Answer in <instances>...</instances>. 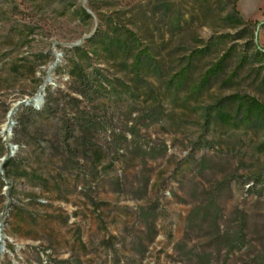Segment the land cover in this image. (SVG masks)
<instances>
[{
	"label": "rangeland",
	"instance_id": "rangeland-1",
	"mask_svg": "<svg viewBox=\"0 0 264 264\" xmlns=\"http://www.w3.org/2000/svg\"><path fill=\"white\" fill-rule=\"evenodd\" d=\"M236 5L0 0V264H184L212 194L264 226V118L232 98L264 103V0Z\"/></svg>",
	"mask_w": 264,
	"mask_h": 264
},
{
	"label": "trees",
	"instance_id": "trees-1",
	"mask_svg": "<svg viewBox=\"0 0 264 264\" xmlns=\"http://www.w3.org/2000/svg\"><path fill=\"white\" fill-rule=\"evenodd\" d=\"M233 7L230 11L232 18H236L238 22L239 13L237 10V0H232ZM128 38V36H126ZM126 40V39H125ZM132 41L138 45V39L132 36ZM137 42V43H136ZM115 46H120L117 40ZM256 47V46H255ZM257 54L264 61V50L257 47ZM150 53L145 49H141L134 58V63L137 69H140L144 64L149 63ZM221 65L218 64L206 72L203 82H206L211 76H216L221 70ZM180 76V75H179ZM82 73H77V79L82 80ZM180 77L178 81H182ZM49 101V95L46 97ZM233 100L238 102L239 108L242 110V121L246 125H250L264 118V103L259 102L254 98L245 99L243 96L234 95ZM78 127L81 132L86 134L90 130L91 121L86 117H78ZM85 135V136H86ZM87 137L81 139L80 144L86 145ZM264 148V145L262 146ZM6 151V145L0 137V155ZM10 160L8 159V162ZM146 182L141 191L146 190ZM217 197L212 194L206 202L194 209L188 222L189 229H196L205 232L207 242L202 250L191 249L183 251L184 247L178 248L179 254L187 256L184 259V264H264V226L261 228L256 220L255 214L249 213L244 209H237L225 229L221 228V208L217 204Z\"/></svg>",
	"mask_w": 264,
	"mask_h": 264
},
{
	"label": "bare ground",
	"instance_id": "bare-ground-1",
	"mask_svg": "<svg viewBox=\"0 0 264 264\" xmlns=\"http://www.w3.org/2000/svg\"><path fill=\"white\" fill-rule=\"evenodd\" d=\"M8 126H9V125L4 124V127H3V128L8 130ZM0 247H1V245H0ZM6 252H7V249H6L5 247L0 248V258H1L2 255L5 254Z\"/></svg>",
	"mask_w": 264,
	"mask_h": 264
},
{
	"label": "water",
	"instance_id": "water-1",
	"mask_svg": "<svg viewBox=\"0 0 264 264\" xmlns=\"http://www.w3.org/2000/svg\"><path fill=\"white\" fill-rule=\"evenodd\" d=\"M2 247H4V244H1Z\"/></svg>",
	"mask_w": 264,
	"mask_h": 264
}]
</instances>
